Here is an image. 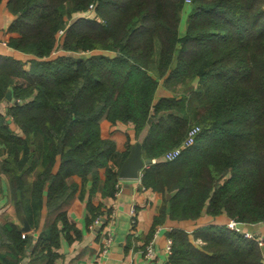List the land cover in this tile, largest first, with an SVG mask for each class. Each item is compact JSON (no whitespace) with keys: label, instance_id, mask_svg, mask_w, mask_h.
<instances>
[{"label":"trees","instance_id":"16d2710c","mask_svg":"<svg viewBox=\"0 0 264 264\" xmlns=\"http://www.w3.org/2000/svg\"><path fill=\"white\" fill-rule=\"evenodd\" d=\"M263 5L7 0L13 19L0 28L7 45H0V99L10 92L11 103L0 113V174L16 214L30 226L37 228L45 208L46 235L31 244L18 225L3 223L0 264H19L24 251L52 264L60 234L73 228L67 209L87 181L114 197L131 137L117 150L102 135L103 120L131 123L136 140L146 130L139 154L158 160L143 167L140 184L162 195L153 224L168 217L194 225L167 232L164 264H264V233L259 245L226 225L199 224L222 213L244 224L264 222ZM81 51L84 57L69 53ZM160 86L172 94L159 95ZM194 125V142L163 159Z\"/></svg>","mask_w":264,"mask_h":264},{"label":"crops","instance_id":"0c3cea01","mask_svg":"<svg viewBox=\"0 0 264 264\" xmlns=\"http://www.w3.org/2000/svg\"><path fill=\"white\" fill-rule=\"evenodd\" d=\"M5 38L6 36L3 35L2 41L0 40L2 47H7L6 44H2ZM28 67L27 65L26 68ZM161 89H163L161 86L157 89L158 94ZM10 99H0V113L6 112L11 103ZM6 120L10 128L16 130L11 118L7 117ZM106 131L115 140L117 150L122 151L127 141V135L131 137L129 143L132 148L138 144L146 130H143L136 140L131 123L118 122L114 126H110L107 120H103L101 122L103 136H108L104 135ZM76 180L79 181V178L77 177ZM8 195L7 179L5 185L0 177V227L6 222L14 223L26 234L28 243L34 244L41 234L46 235V231L43 229L45 208L41 212L37 228L35 225L32 227L23 215L19 217L16 214ZM88 202H91L92 207L88 208ZM161 203V193L150 188H143L138 179L122 180L117 197L102 195L100 185L93 189L91 182L87 181L76 193L67 209V218L73 228L67 229L66 234L64 232L60 234L59 246L52 248L57 253L52 264H164L169 256L166 251L167 241L170 239L167 232L172 227H183L191 231L190 227L194 225L192 222L175 221L168 217H164L162 222L153 224L154 218L158 216ZM167 211L166 206V214ZM100 214L107 215V219L103 223L92 225L97 215L101 216ZM133 219L134 222H132ZM203 220L202 222L199 220V224L226 225L230 219L222 213L214 217H204ZM244 225L255 235L264 233V222ZM106 227L112 231L114 240L108 254L102 255L100 249L103 230ZM151 228L152 232L150 233ZM5 242L0 237V253L4 252ZM149 243H151L154 254L147 258L144 248ZM27 254L28 252L24 251L23 255L25 256L19 261V264H44L43 260L32 261L30 254Z\"/></svg>","mask_w":264,"mask_h":264},{"label":"built area","instance_id":"2783aa9c","mask_svg":"<svg viewBox=\"0 0 264 264\" xmlns=\"http://www.w3.org/2000/svg\"><path fill=\"white\" fill-rule=\"evenodd\" d=\"M189 2V0H186ZM92 5H90V8H91ZM89 8V9H90ZM64 32V29H60L58 30V35L61 36ZM3 45H5L6 43L3 41L2 42ZM199 132V126L197 125H194L192 127H190L188 130H187V133L185 135V138L184 140L182 141V143L173 148V149H170L168 151H166L164 154H163V159L165 160H173L175 159L182 151V149L184 147H187V146H190L193 142H194V139L196 137V135L198 134ZM150 161L149 162H144L143 165L139 168L138 170V174H137V177L133 178V179H138V181H140V177H141V174H142V169L144 166L148 165L149 163H154L156 162L158 159H156L155 157L149 159ZM122 180H124V178H121L119 177V180L115 183V193H114V196H118L119 192H120V189H121V186H122ZM111 208V207H110ZM112 213V209H111V212L110 214ZM100 222H104V218L103 216H97L92 225H96ZM133 222V220H132ZM91 225V226H92ZM245 225L244 224H241L239 221H235L233 219H230L229 222L226 224V227L233 230V231H236L238 233H241L245 238H251V239H254L258 242L259 245H262L263 244V241H262V235H255L254 233L250 232L249 230H246L242 227H244ZM22 237H24V234H21ZM113 240H114V235L112 234V231L109 229V228H105L103 230V236H102V243H101V249H100V252L102 255H107L108 254V251L113 243ZM166 251L170 253L171 251V240L168 239L167 241V245H166ZM144 254L147 258L151 257L152 254H154V251H153V248L151 246V243H149L148 245L145 246L144 248Z\"/></svg>","mask_w":264,"mask_h":264},{"label":"rangeland","instance_id":"374dc122","mask_svg":"<svg viewBox=\"0 0 264 264\" xmlns=\"http://www.w3.org/2000/svg\"><path fill=\"white\" fill-rule=\"evenodd\" d=\"M6 1L7 0H2L1 1V3H0V27L1 28H5L6 29V26H8V24L10 23V21L13 19V16H12V13H10L9 11H8V9L6 8ZM188 2V1H187ZM92 7V6H91ZM263 7H264V5H263ZM89 8H90V5H89ZM187 10H188V5H185V7H184V14H183V18H182V22H181V26H180V29L183 31V29H184V24H185V14H186V12H187ZM66 25L68 26V22H66ZM105 53H107V54H111V53H114V52H112V51H104ZM71 55H74V56H82V57H84L86 54V52H83V51H81V52H69ZM26 57H28V56H26ZM27 65L29 66V64L27 63ZM26 65V66H27ZM177 89H179V90H181V89H184V88H186V87H184V86H182L180 83H178L177 84V87H176ZM188 89H189V87H188ZM187 89V90H188ZM185 91V90H184ZM160 94L159 95H165V94H167V95H171L172 94V92H171V90H169V89H167V88H164L163 87V89H161L160 90V92H159ZM104 135H108V136H110V134L108 133V131H106V132H104ZM143 158V157H142ZM143 159H145V158H143ZM3 174V173H2ZM119 176V175H118ZM1 177V179H3V181H4V184L6 185V179H7V176H6V174H3V175H1L0 176ZM7 181H8V179H7ZM169 195V194H168ZM114 207H115V203H114ZM110 212H111V208H110ZM233 220H235L236 221V218L234 219L233 218ZM133 222H134V219H133ZM241 224H244L243 222H240ZM242 228H244L245 229V231L246 230H248V229H246V227H242ZM253 233V232H252ZM171 240V239H170ZM195 241V243H201V241L199 240V239H196V240H194ZM167 253H169V252H167Z\"/></svg>","mask_w":264,"mask_h":264},{"label":"water","instance_id":"95a60500","mask_svg":"<svg viewBox=\"0 0 264 264\" xmlns=\"http://www.w3.org/2000/svg\"><path fill=\"white\" fill-rule=\"evenodd\" d=\"M10 92L6 93V98H10ZM149 159H143L139 154V143L130 149L127 157L123 161L120 170L119 177L124 179H133L137 177L139 168L144 162H149Z\"/></svg>","mask_w":264,"mask_h":264}]
</instances>
